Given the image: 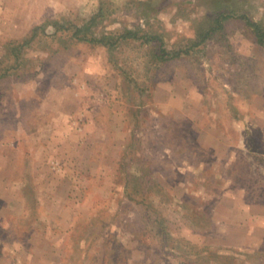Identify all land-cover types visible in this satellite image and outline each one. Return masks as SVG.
<instances>
[{"label":"rangeland","instance_id":"374dc122","mask_svg":"<svg viewBox=\"0 0 264 264\" xmlns=\"http://www.w3.org/2000/svg\"><path fill=\"white\" fill-rule=\"evenodd\" d=\"M0 264H264V0H0Z\"/></svg>","mask_w":264,"mask_h":264},{"label":"trees","instance_id":"16d2710c","mask_svg":"<svg viewBox=\"0 0 264 264\" xmlns=\"http://www.w3.org/2000/svg\"><path fill=\"white\" fill-rule=\"evenodd\" d=\"M251 23L254 25V28L257 30L259 37H263V36H261V34L259 32L260 31L259 24L255 23V22H251ZM55 25H56V29H57L56 31L57 32L58 31H61V30H66L67 29L64 25H62L60 23H56ZM37 30H38V27H35L34 30H33V35H32L31 38H28V39H25V40H22V41H19V42L18 41H11L10 43H18L15 46L14 51L18 52L17 50H21L22 47L28 46L31 43V39L33 40L35 38V36L37 35ZM78 31H79L78 29L75 30V32L72 33V36L73 37H77L79 40L80 39H83V40L86 39L87 41H100V42H103V43H109V41H106L105 38L104 39L101 38V39L97 40V39H94V38H86L84 36H80L78 34ZM15 56L16 57L17 56L19 57L20 55L17 53Z\"/></svg>","mask_w":264,"mask_h":264}]
</instances>
